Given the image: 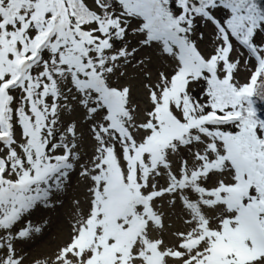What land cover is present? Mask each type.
I'll return each instance as SVG.
<instances>
[{"label":"snow or ice","instance_id":"6c2138e0","mask_svg":"<svg viewBox=\"0 0 264 264\" xmlns=\"http://www.w3.org/2000/svg\"><path fill=\"white\" fill-rule=\"evenodd\" d=\"M257 101L264 0H0V264L74 177L35 264H264Z\"/></svg>","mask_w":264,"mask_h":264},{"label":"rangeland","instance_id":"374dc122","mask_svg":"<svg viewBox=\"0 0 264 264\" xmlns=\"http://www.w3.org/2000/svg\"><path fill=\"white\" fill-rule=\"evenodd\" d=\"M206 37L208 35L207 30ZM207 38L202 45V49H208ZM157 66L159 63L157 62ZM245 75L241 74L240 80L244 82ZM134 98L138 100H143V90L140 88L139 83L136 84L134 90ZM143 108L144 105L141 104ZM89 154H91L90 146H89ZM59 200L56 205L52 208H47L41 206L38 208L28 220L33 224L39 223L41 220H46L49 222V226L46 228L43 235L40 237L33 239L25 244H17L18 252H22L27 258V264H35V261L38 259H44L47 256L53 253L57 246L60 243L65 242L68 239L70 232V225L73 222V216L75 214V206L74 201H80V209L86 211L87 204V196H86V188L83 183L77 181L74 177L71 185L62 193L59 194ZM170 224H173L175 227H180V221L173 217V220L169 221ZM165 240L171 241V237L169 234H165Z\"/></svg>","mask_w":264,"mask_h":264},{"label":"trees","instance_id":"16d2710c","mask_svg":"<svg viewBox=\"0 0 264 264\" xmlns=\"http://www.w3.org/2000/svg\"><path fill=\"white\" fill-rule=\"evenodd\" d=\"M255 107L257 108V114L264 118V101H257Z\"/></svg>","mask_w":264,"mask_h":264}]
</instances>
